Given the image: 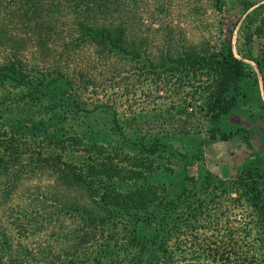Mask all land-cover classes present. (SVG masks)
<instances>
[{"label":"trees","instance_id":"16d2710c","mask_svg":"<svg viewBox=\"0 0 264 264\" xmlns=\"http://www.w3.org/2000/svg\"><path fill=\"white\" fill-rule=\"evenodd\" d=\"M146 1L0 0V82L12 81L37 98L55 100L54 92L69 94L74 79L95 73L99 64H138L144 59L163 74L203 75L207 113L217 119L228 115L239 84L254 72L235 56L229 40L216 48L190 43L182 34L180 39V29L173 30L174 25L164 20L169 0H153V5ZM213 3L220 10L222 0ZM256 10L263 11L264 35V3ZM145 15L150 17L147 33L142 27ZM7 21L13 29L3 27ZM20 45L30 51L20 53ZM72 63L80 68L72 69ZM256 64L264 92V47ZM2 108L0 103V185L5 184L0 189V264H192L184 251L191 246L202 247V254L212 261L229 262L230 255L219 251L217 242L189 232L191 221L176 214L165 185L138 183L144 179L141 169L126 171L103 146L83 143L77 135L69 141L88 159L84 163L66 159L67 138L51 127L53 119L34 125L28 135L17 121L2 122ZM113 122L123 135L117 120ZM27 137L30 142L42 138L52 143L54 152L22 143ZM141 146L150 154L162 147L159 142ZM261 162L255 159L237 176L234 190L264 230ZM187 203L193 212L189 217L195 219L202 204Z\"/></svg>","mask_w":264,"mask_h":264},{"label":"rangeland","instance_id":"374dc122","mask_svg":"<svg viewBox=\"0 0 264 264\" xmlns=\"http://www.w3.org/2000/svg\"><path fill=\"white\" fill-rule=\"evenodd\" d=\"M169 1L170 8L166 11L170 12L164 20L174 25L173 30L180 29L179 38L182 34L190 43L216 48L220 41L229 40L235 56L254 72V76L239 84V94L228 115L217 119L207 113V95L200 83L205 81L203 75L187 71L163 74L160 69L152 70L143 59L139 62L142 64L126 61L99 64L95 73L82 79L76 77L69 94L54 92L58 96L55 100L37 98L30 89L12 81L0 82L2 122L17 121L29 135L34 125L53 119L51 127L67 138L64 158L87 161L78 152L82 148L69 141V137L77 135L83 143L103 146L105 153L126 171L141 169L144 179L138 183L165 185L169 199L174 200L176 214H182L186 223L191 221L193 226L188 231L201 240L217 242L219 251L230 255L229 262L218 258L212 261L202 254V247L197 250L191 246L184 250L190 263L264 264V230L234 190L237 176L255 159L262 161L260 170L264 174V92L256 67L264 47L263 11L256 8L264 0H222L220 10L213 0ZM55 13L59 15L60 11ZM143 21L147 33L150 17L145 15ZM8 22L3 27L13 29ZM153 28L156 29L154 25ZM27 47L20 45L17 49L26 54L30 51ZM1 52L2 48L0 61ZM78 65L72 63L71 68H83L82 61ZM37 66L43 69L42 64ZM59 97L65 99L64 103ZM115 119L123 135L116 131ZM28 139L32 140L27 137L21 142L54 152L52 143L42 138L35 142ZM156 142L162 147L155 154L141 146ZM1 184L0 189L5 186ZM25 189L21 186L23 192ZM186 200L193 202L192 207H196L195 201L202 204L195 219L189 217L193 212L187 208ZM145 231L148 234L149 229Z\"/></svg>","mask_w":264,"mask_h":264}]
</instances>
